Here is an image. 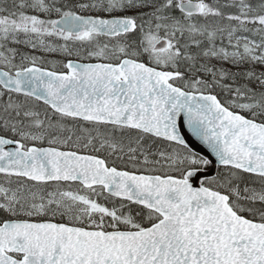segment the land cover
Here are the masks:
<instances>
[{
  "label": "snow or ice",
  "instance_id": "1",
  "mask_svg": "<svg viewBox=\"0 0 264 264\" xmlns=\"http://www.w3.org/2000/svg\"><path fill=\"white\" fill-rule=\"evenodd\" d=\"M0 264H264V0H0Z\"/></svg>",
  "mask_w": 264,
  "mask_h": 264
}]
</instances>
